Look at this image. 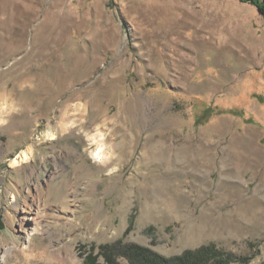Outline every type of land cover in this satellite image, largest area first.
<instances>
[{
  "label": "rangeland",
  "instance_id": "obj_1",
  "mask_svg": "<svg viewBox=\"0 0 264 264\" xmlns=\"http://www.w3.org/2000/svg\"><path fill=\"white\" fill-rule=\"evenodd\" d=\"M259 96L254 5L0 0V264H75L70 248L85 264L121 239L264 264Z\"/></svg>",
  "mask_w": 264,
  "mask_h": 264
},
{
  "label": "trees",
  "instance_id": "obj_2",
  "mask_svg": "<svg viewBox=\"0 0 264 264\" xmlns=\"http://www.w3.org/2000/svg\"><path fill=\"white\" fill-rule=\"evenodd\" d=\"M254 5L261 13H264V0H239ZM264 102V97L259 96ZM218 110L208 107L199 114L198 120L208 121ZM233 113H238L232 110ZM82 247V246H81ZM86 246L83 245V248ZM96 246L84 251L85 264H123L118 258L123 256L125 264H231L241 262L247 264L251 256L236 257L219 248L215 243L203 244L199 247L187 249L176 255L167 256L159 253L149 246L134 242H124L122 239L114 243H104L99 246L100 253L95 254ZM103 255L105 263L99 262V256Z\"/></svg>",
  "mask_w": 264,
  "mask_h": 264
},
{
  "label": "bare ground",
  "instance_id": "obj_3",
  "mask_svg": "<svg viewBox=\"0 0 264 264\" xmlns=\"http://www.w3.org/2000/svg\"><path fill=\"white\" fill-rule=\"evenodd\" d=\"M96 157L102 160V159H105V154L101 151V149H99L96 152ZM37 211H38V209H36V211H33L31 208L30 210L25 211L20 218V227H21L22 231L27 233L28 239H30L31 235H32V233L29 230V227L31 225L34 226L33 231L38 230V227H37V225H38L37 224V213L38 212ZM10 251H11V247L6 249V251L2 257L4 260L6 259L7 254H9ZM66 256H67L66 257L67 259L73 261L75 264H82V261L77 259V254L74 253L73 248H70V253H68Z\"/></svg>",
  "mask_w": 264,
  "mask_h": 264
}]
</instances>
